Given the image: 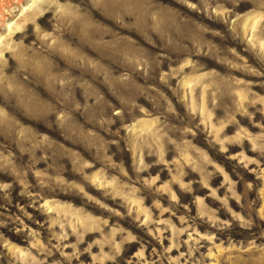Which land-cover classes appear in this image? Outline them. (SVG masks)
I'll return each instance as SVG.
<instances>
[{
  "label": "rangeland",
  "instance_id": "rangeland-1",
  "mask_svg": "<svg viewBox=\"0 0 264 264\" xmlns=\"http://www.w3.org/2000/svg\"><path fill=\"white\" fill-rule=\"evenodd\" d=\"M34 1L0 14V264H264V0Z\"/></svg>",
  "mask_w": 264,
  "mask_h": 264
},
{
  "label": "built area",
  "instance_id": "built-area-1",
  "mask_svg": "<svg viewBox=\"0 0 264 264\" xmlns=\"http://www.w3.org/2000/svg\"><path fill=\"white\" fill-rule=\"evenodd\" d=\"M25 2V0H0V14L2 13H7L6 9L10 8V6L12 4H14L15 6L20 5L21 3ZM0 19H4L2 18V15H0Z\"/></svg>",
  "mask_w": 264,
  "mask_h": 264
},
{
  "label": "bare ground",
  "instance_id": "bare-ground-1",
  "mask_svg": "<svg viewBox=\"0 0 264 264\" xmlns=\"http://www.w3.org/2000/svg\"><path fill=\"white\" fill-rule=\"evenodd\" d=\"M33 3L32 4H30V6H32L34 3H35V1L34 0H31ZM8 27V29L11 31L12 29H11V25L10 26H7Z\"/></svg>",
  "mask_w": 264,
  "mask_h": 264
}]
</instances>
